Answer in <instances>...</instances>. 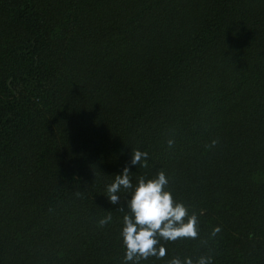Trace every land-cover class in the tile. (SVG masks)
<instances>
[{"label": "trees", "instance_id": "obj_1", "mask_svg": "<svg viewBox=\"0 0 264 264\" xmlns=\"http://www.w3.org/2000/svg\"><path fill=\"white\" fill-rule=\"evenodd\" d=\"M159 173L197 235L139 264H264V0H0V264H125Z\"/></svg>", "mask_w": 264, "mask_h": 264}, {"label": "clouds", "instance_id": "obj_2", "mask_svg": "<svg viewBox=\"0 0 264 264\" xmlns=\"http://www.w3.org/2000/svg\"><path fill=\"white\" fill-rule=\"evenodd\" d=\"M146 153L136 152L133 164L139 163ZM168 181L163 173H159L155 179L147 181L141 179L131 199L128 202L129 214L123 217L122 238L125 246V264H139L141 259L155 256L158 259L166 255V250L159 245V238L174 241L180 237H195L197 235V217L189 215L188 209L180 203H176L171 192L165 190ZM121 187L132 188L128 170L122 175L116 176L114 182L108 186V198L115 205L119 199L116 195ZM109 216L101 223L110 220ZM170 264H193L191 258L183 262L173 259ZM196 264H209L204 258L196 261Z\"/></svg>", "mask_w": 264, "mask_h": 264}]
</instances>
